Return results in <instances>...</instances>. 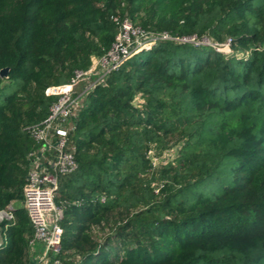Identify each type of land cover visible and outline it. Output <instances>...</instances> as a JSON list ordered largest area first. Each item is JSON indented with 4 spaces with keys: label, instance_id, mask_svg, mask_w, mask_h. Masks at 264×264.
I'll use <instances>...</instances> for the list:
<instances>
[{
    "label": "trees",
    "instance_id": "obj_1",
    "mask_svg": "<svg viewBox=\"0 0 264 264\" xmlns=\"http://www.w3.org/2000/svg\"><path fill=\"white\" fill-rule=\"evenodd\" d=\"M117 14L147 30L232 39L234 53L158 42L84 97L71 135L79 167L56 192L60 260L264 264V0H0V71L9 68L0 76V208L13 204L16 215L0 264H30L28 127L50 114V87L111 48ZM173 143H182L175 162L149 178L150 151Z\"/></svg>",
    "mask_w": 264,
    "mask_h": 264
},
{
    "label": "built area",
    "instance_id": "obj_2",
    "mask_svg": "<svg viewBox=\"0 0 264 264\" xmlns=\"http://www.w3.org/2000/svg\"><path fill=\"white\" fill-rule=\"evenodd\" d=\"M111 19L118 27L111 48L103 56L96 58L89 69L76 71L70 83L50 87L47 95L57 98L50 114L43 121L28 127L36 144V148L28 156L30 170L24 189V207L34 228L29 253L35 250L37 244L44 246V250L34 258V264H63L59 256L63 250L64 230L61 222L64 215L63 209L56 204V192L60 177L74 173L79 167L71 135L84 97L132 56L158 42L208 46L225 55L234 53L232 39L218 43L208 36H177L147 30L135 24L128 16L120 14L113 15ZM15 222L13 204L0 208V249L8 244L5 230Z\"/></svg>",
    "mask_w": 264,
    "mask_h": 264
},
{
    "label": "rangeland",
    "instance_id": "obj_3",
    "mask_svg": "<svg viewBox=\"0 0 264 264\" xmlns=\"http://www.w3.org/2000/svg\"><path fill=\"white\" fill-rule=\"evenodd\" d=\"M96 58H92L91 60V65L90 67H92L95 63V60ZM89 67V68H90ZM88 68V69H89ZM87 70V69H86ZM92 80V79H91ZM89 82V81H87ZM85 82V83H87ZM142 102V99L140 96H138V99L136 101V103H140ZM182 146V143H173L172 146L170 147V149L166 150V151H163V152H159V151H156L155 149H153L152 151H150V158H151V164H152V168H151V171L149 173V178H151L153 176V174L157 175V172L163 167L165 166L166 164H168L169 162H175L176 158L178 157L179 155V151H180V148ZM159 182H155L152 187L156 188V193H159L160 192V186H159ZM20 204L19 203H15V206H19ZM141 208H138L137 210L139 211ZM116 221L119 222V219L117 218ZM112 226L113 224L111 223L109 227H107L104 231H99V233L97 234L99 238H106L109 234L112 233ZM112 235V234H111ZM102 239V241H103ZM44 249V248H43Z\"/></svg>",
    "mask_w": 264,
    "mask_h": 264
},
{
    "label": "crops",
    "instance_id": "obj_4",
    "mask_svg": "<svg viewBox=\"0 0 264 264\" xmlns=\"http://www.w3.org/2000/svg\"><path fill=\"white\" fill-rule=\"evenodd\" d=\"M43 248L44 246L42 244H37L35 246V250L30 253V264H34V258L44 250Z\"/></svg>",
    "mask_w": 264,
    "mask_h": 264
},
{
    "label": "water",
    "instance_id": "obj_5",
    "mask_svg": "<svg viewBox=\"0 0 264 264\" xmlns=\"http://www.w3.org/2000/svg\"><path fill=\"white\" fill-rule=\"evenodd\" d=\"M8 73H9V68L2 69V70L0 71V76H1L2 78L7 77V76H8Z\"/></svg>",
    "mask_w": 264,
    "mask_h": 264
}]
</instances>
